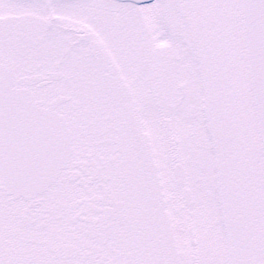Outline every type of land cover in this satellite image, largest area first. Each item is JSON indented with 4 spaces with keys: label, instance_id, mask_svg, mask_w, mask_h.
Listing matches in <instances>:
<instances>
[{
    "label": "snow or ice",
    "instance_id": "obj_1",
    "mask_svg": "<svg viewBox=\"0 0 264 264\" xmlns=\"http://www.w3.org/2000/svg\"><path fill=\"white\" fill-rule=\"evenodd\" d=\"M0 264H264V0H0Z\"/></svg>",
    "mask_w": 264,
    "mask_h": 264
}]
</instances>
